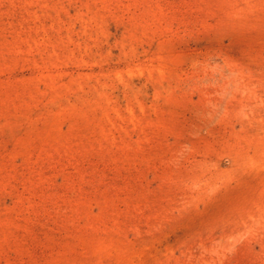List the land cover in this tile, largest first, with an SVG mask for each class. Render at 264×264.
Masks as SVG:
<instances>
[{"label": "rangeland", "instance_id": "rangeland-1", "mask_svg": "<svg viewBox=\"0 0 264 264\" xmlns=\"http://www.w3.org/2000/svg\"><path fill=\"white\" fill-rule=\"evenodd\" d=\"M0 264H264V0H0Z\"/></svg>", "mask_w": 264, "mask_h": 264}]
</instances>
